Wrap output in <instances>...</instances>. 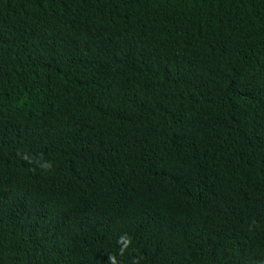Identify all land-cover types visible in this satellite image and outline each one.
I'll list each match as a JSON object with an SVG mask.
<instances>
[{
    "label": "trees",
    "instance_id": "16d2710c",
    "mask_svg": "<svg viewBox=\"0 0 264 264\" xmlns=\"http://www.w3.org/2000/svg\"><path fill=\"white\" fill-rule=\"evenodd\" d=\"M110 255L264 264V0H0V264Z\"/></svg>",
    "mask_w": 264,
    "mask_h": 264
},
{
    "label": "clouds",
    "instance_id": "9594fccd",
    "mask_svg": "<svg viewBox=\"0 0 264 264\" xmlns=\"http://www.w3.org/2000/svg\"><path fill=\"white\" fill-rule=\"evenodd\" d=\"M25 159H28L27 157H24ZM29 163H31V160H28ZM43 169L48 170L51 168V164L49 162H45L44 164L40 165ZM118 244L121 245L119 254L123 255L124 251L131 245L132 238L128 236L126 233L121 235L118 239ZM142 258V257H141ZM107 264H118L116 256L110 255L108 256ZM131 264H139V259L133 258Z\"/></svg>",
    "mask_w": 264,
    "mask_h": 264
}]
</instances>
